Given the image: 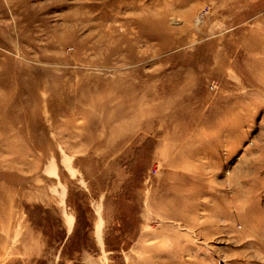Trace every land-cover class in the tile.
<instances>
[{"label":"rangeland","instance_id":"obj_1","mask_svg":"<svg viewBox=\"0 0 264 264\" xmlns=\"http://www.w3.org/2000/svg\"><path fill=\"white\" fill-rule=\"evenodd\" d=\"M0 264H264V0H0Z\"/></svg>","mask_w":264,"mask_h":264},{"label":"bare ground","instance_id":"obj_2","mask_svg":"<svg viewBox=\"0 0 264 264\" xmlns=\"http://www.w3.org/2000/svg\"><path fill=\"white\" fill-rule=\"evenodd\" d=\"M66 223H67V226H68L69 228H71V226H72V220H71L70 217H68V218L66 219Z\"/></svg>","mask_w":264,"mask_h":264}]
</instances>
